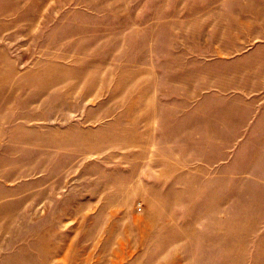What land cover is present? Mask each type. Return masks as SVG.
Returning <instances> with one entry per match:
<instances>
[{
	"label": "rangeland",
	"instance_id": "374dc122",
	"mask_svg": "<svg viewBox=\"0 0 264 264\" xmlns=\"http://www.w3.org/2000/svg\"><path fill=\"white\" fill-rule=\"evenodd\" d=\"M0 264H264V0H0Z\"/></svg>",
	"mask_w": 264,
	"mask_h": 264
}]
</instances>
